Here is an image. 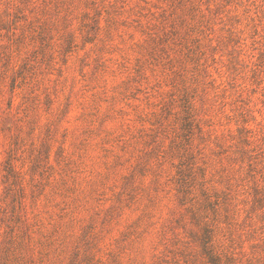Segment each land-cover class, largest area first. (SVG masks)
I'll use <instances>...</instances> for the list:
<instances>
[{
    "label": "rangeland",
    "instance_id": "obj_1",
    "mask_svg": "<svg viewBox=\"0 0 264 264\" xmlns=\"http://www.w3.org/2000/svg\"><path fill=\"white\" fill-rule=\"evenodd\" d=\"M264 264V0H0V264Z\"/></svg>",
    "mask_w": 264,
    "mask_h": 264
},
{
    "label": "trees",
    "instance_id": "obj_2",
    "mask_svg": "<svg viewBox=\"0 0 264 264\" xmlns=\"http://www.w3.org/2000/svg\"><path fill=\"white\" fill-rule=\"evenodd\" d=\"M209 258H210L211 264H220V262L214 256L210 255Z\"/></svg>",
    "mask_w": 264,
    "mask_h": 264
}]
</instances>
